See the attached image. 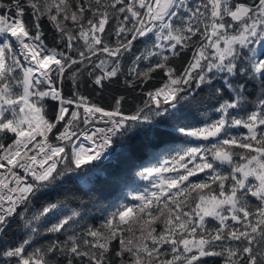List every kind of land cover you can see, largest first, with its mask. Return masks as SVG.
Returning <instances> with one entry per match:
<instances>
[{
  "label": "snow or ice",
  "instance_id": "snow-or-ice-1",
  "mask_svg": "<svg viewBox=\"0 0 264 264\" xmlns=\"http://www.w3.org/2000/svg\"><path fill=\"white\" fill-rule=\"evenodd\" d=\"M157 70L162 86L144 92ZM122 76L147 96L130 114L127 95L106 107L79 91L82 77L103 92ZM205 90L217 118L192 127ZM184 138L209 143L136 173L152 190L98 226L61 218L63 204L36 211L69 172ZM14 221L25 231L9 246ZM45 229L65 238L37 247ZM0 244V264H264V0H0Z\"/></svg>",
  "mask_w": 264,
  "mask_h": 264
},
{
  "label": "trees",
  "instance_id": "trees-1",
  "mask_svg": "<svg viewBox=\"0 0 264 264\" xmlns=\"http://www.w3.org/2000/svg\"><path fill=\"white\" fill-rule=\"evenodd\" d=\"M5 2H7V0H5ZM111 23L110 21V25ZM108 29L109 26H106V30ZM49 30L50 29H46V34ZM114 39L115 37H113V40ZM109 42L111 43L112 41L110 40ZM45 43H47L49 47L53 46L51 35L48 36ZM80 43L83 44V41ZM143 47L144 45L142 43L135 44L134 50H142ZM189 56L190 53H182L179 57L172 58L169 63L179 70L184 66ZM131 59L132 58L129 57L121 62V69L124 76L128 73ZM124 76H122L119 81L114 79L110 85H106L103 92H101L98 86L92 84L87 77H82L79 91L82 95L87 96L89 100L101 103L102 106L106 107L111 104L113 95H127L130 97V100L129 103L125 105V111L130 114L136 105H140L143 100H147V96L141 94V89L139 87H136L135 91L126 88L123 83ZM165 79V74L157 70V72L153 73V80L149 81L147 85H144L143 91L147 92L161 87ZM216 86L221 85L217 83ZM249 87L252 88L251 85H249ZM72 88L73 83L66 79L63 84L64 95L70 96ZM254 92L255 89L253 88V93ZM250 99H255V96H251ZM214 104L215 100L209 97L207 90L200 92L197 97V102L188 113L191 126L200 127L203 125V122H210L217 118L218 114L213 112ZM49 108L51 109V105H49ZM243 132L244 129L241 128L233 130L232 134L237 135ZM184 139L191 142L185 143L184 140L169 142L167 147L174 149L171 153L163 152L161 154L160 149L146 147L140 153L139 158L135 160L125 161L121 158V163L116 164L114 163L116 159L114 157L113 161L103 162L95 172L90 171L87 166H83L75 172H69L66 174L67 179L60 182L58 187L50 191L36 204V211L39 212L42 204H63L68 212H61V218L70 214L71 210H76L83 215L82 219L77 217L81 226H98L106 217L122 206L139 203V201L134 199V196L144 190L146 182L143 176L136 175V173L141 172L143 168L159 166L165 159H170L171 155H175L176 151H180L187 146L189 147V145H199L201 143L206 145L209 143L207 140L194 141L191 138ZM136 143L139 145L141 140L138 139ZM50 221L51 223L56 222L55 218L51 217ZM217 225L218 222H209L210 228H215ZM24 231L20 223L14 221L6 230V243L9 246H15L23 238ZM58 237L61 240L65 238L60 234H49L45 229L44 236L40 238V243L36 246L39 247L41 244L47 245L51 240H55ZM116 243L118 242H113V247H115ZM0 247H3V244H0ZM211 264H219V261H212Z\"/></svg>",
  "mask_w": 264,
  "mask_h": 264
},
{
  "label": "rangeland",
  "instance_id": "rangeland-1",
  "mask_svg": "<svg viewBox=\"0 0 264 264\" xmlns=\"http://www.w3.org/2000/svg\"><path fill=\"white\" fill-rule=\"evenodd\" d=\"M192 140H194V141H199V140H196V139H194V138H191ZM208 141V140H207ZM82 143H84V145L86 146V147H89L90 146V144H86L84 141H81ZM199 145H205V144H203V143H201V144H199ZM192 146H197V145H194V144H192V145H189V147H192ZM188 147V146H187ZM167 175V174H166ZM202 175V174H201ZM143 179L145 180V182H146V187L144 188V190L143 191H145V190H152V185L156 182V180H155V178L154 177H145V176H143ZM143 191H140V192H143ZM139 192V193H140ZM138 193V194H139ZM137 194V195H138ZM136 196V195H135ZM134 196V197H135Z\"/></svg>",
  "mask_w": 264,
  "mask_h": 264
},
{
  "label": "built area",
  "instance_id": "built-area-1",
  "mask_svg": "<svg viewBox=\"0 0 264 264\" xmlns=\"http://www.w3.org/2000/svg\"><path fill=\"white\" fill-rule=\"evenodd\" d=\"M38 139H40V138H38ZM81 141H84L86 144H90V142L89 141H87V140H85L83 137H81L80 138V140L79 141H77V143H82ZM49 142H51V143H53V144H55L56 143V141L49 135ZM84 144V143H83ZM21 173H23V170H19Z\"/></svg>",
  "mask_w": 264,
  "mask_h": 264
}]
</instances>
